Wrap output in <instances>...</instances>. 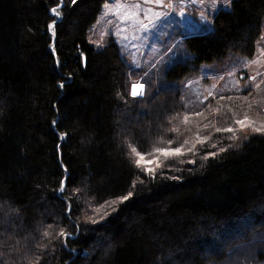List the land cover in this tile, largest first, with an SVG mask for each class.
<instances>
[{"label":"trees","instance_id":"trees-1","mask_svg":"<svg viewBox=\"0 0 264 264\" xmlns=\"http://www.w3.org/2000/svg\"><path fill=\"white\" fill-rule=\"evenodd\" d=\"M104 1L0 0V264H264V125L236 127L264 121L257 89L178 83L254 56L264 0L184 35L143 95L118 42L88 38ZM133 148L179 151L148 172Z\"/></svg>","mask_w":264,"mask_h":264},{"label":"rangeland","instance_id":"rangeland-1","mask_svg":"<svg viewBox=\"0 0 264 264\" xmlns=\"http://www.w3.org/2000/svg\"><path fill=\"white\" fill-rule=\"evenodd\" d=\"M231 3L232 0H105L88 38L96 46H103L110 37L118 42L130 65V92L143 95L147 89L157 87L163 67L181 54L182 37L211 28L214 13L220 7L230 8ZM133 83L143 86L139 94L133 92ZM178 83L187 85V101H202L216 92L252 85L264 109V24L254 56L229 53L222 62L203 63ZM241 120L244 125L237 123L236 127L242 130L254 128V123L264 125V121L251 116ZM175 152L177 149L152 156L139 153L142 160L135 155L139 165L150 172L163 166L162 154Z\"/></svg>","mask_w":264,"mask_h":264},{"label":"snow or ice","instance_id":"snow-or-ice-1","mask_svg":"<svg viewBox=\"0 0 264 264\" xmlns=\"http://www.w3.org/2000/svg\"><path fill=\"white\" fill-rule=\"evenodd\" d=\"M73 2H74V0H73ZM159 2H160V0H157V3H159ZM229 2H230V0H229ZM169 6H171V5H169ZM52 12L55 13L56 15H60V13L57 12V10H56L55 8L52 9ZM253 63H255V61H253ZM136 87H138V88H142L143 86H142V85H137ZM237 123H238V124H241L242 126L244 125V121H242V120L237 121ZM227 130H228V131H232V129H227ZM254 130H255V131H260L261 129L256 128V129H254ZM178 151H179V149H177V152H178ZM132 152L135 153L136 155L140 156V154L136 152V149H135V148L132 149ZM140 159L142 160V159H143V156H140ZM136 163L139 164V160H138ZM130 195H131V193H129V196H130ZM121 199L126 200V199H128V196H124V197H122Z\"/></svg>","mask_w":264,"mask_h":264},{"label":"crops","instance_id":"crops-1","mask_svg":"<svg viewBox=\"0 0 264 264\" xmlns=\"http://www.w3.org/2000/svg\"><path fill=\"white\" fill-rule=\"evenodd\" d=\"M122 51V50H121ZM123 52V51H122ZM123 54H124V52H123ZM125 55V54H124ZM126 56V55H125ZM127 57V56H126ZM128 59V58H127ZM172 63V62H171ZM137 85H141V84H139V83H133V87H132V90H133V92H135L136 94H139V92L141 91V89H143V87L142 88H138V87H136Z\"/></svg>","mask_w":264,"mask_h":264}]
</instances>
